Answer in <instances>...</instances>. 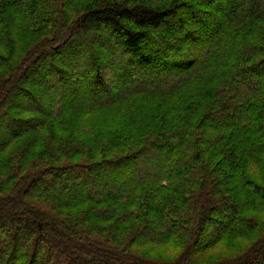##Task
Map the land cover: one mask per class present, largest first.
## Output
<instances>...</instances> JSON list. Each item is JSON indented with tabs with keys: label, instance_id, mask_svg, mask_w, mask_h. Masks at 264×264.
<instances>
[{
	"label": "trees",
	"instance_id": "1",
	"mask_svg": "<svg viewBox=\"0 0 264 264\" xmlns=\"http://www.w3.org/2000/svg\"><path fill=\"white\" fill-rule=\"evenodd\" d=\"M0 264H264V0H0Z\"/></svg>",
	"mask_w": 264,
	"mask_h": 264
},
{
	"label": "rangeland",
	"instance_id": "2",
	"mask_svg": "<svg viewBox=\"0 0 264 264\" xmlns=\"http://www.w3.org/2000/svg\"><path fill=\"white\" fill-rule=\"evenodd\" d=\"M105 120H106L105 117H103V116H101V115H96L94 121H96V122L99 123L100 125H104V124H102V123H104ZM162 251H163V253H162L163 255H165V254L167 253L166 250H162ZM213 256H216V254H213ZM221 259H222V258L216 257V258H214V259H211V260L209 261V263H217V262H219Z\"/></svg>",
	"mask_w": 264,
	"mask_h": 264
}]
</instances>
